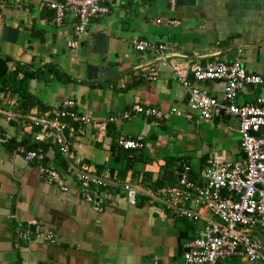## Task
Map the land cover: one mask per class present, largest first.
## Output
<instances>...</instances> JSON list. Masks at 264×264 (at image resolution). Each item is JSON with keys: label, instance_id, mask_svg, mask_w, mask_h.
<instances>
[{"label": "crops", "instance_id": "crops-1", "mask_svg": "<svg viewBox=\"0 0 264 264\" xmlns=\"http://www.w3.org/2000/svg\"><path fill=\"white\" fill-rule=\"evenodd\" d=\"M170 1L116 0L88 26L79 46L70 48L71 16L57 27L41 0H0V58H10L8 72L19 81L21 68L43 72L56 66L70 78L47 82L42 73L33 78L34 93L31 79L33 97L27 105H32L27 109L21 107L20 95L0 86V110L41 117L74 100L76 111L93 123H72L75 170L70 172H64L67 163L55 144L36 142L17 123L4 127L14 140L0 143V264H183L186 243L201 235L211 216L204 209L198 210L197 222L175 216L156 191L176 184L182 164L198 174L214 154L226 161L243 158L237 120L221 115L194 125L171 115L155 121L139 115L124 120L121 114L133 104L185 109L187 94L176 70L187 72L192 64L214 59L239 57L248 71L262 76V84L240 94L238 105L264 97V0H175L172 8ZM168 18L177 19L179 26L157 23ZM134 38L166 43L172 50L161 61L151 52L136 51ZM234 46L241 47L230 49ZM148 66L158 68L156 81L143 76ZM204 86L221 99V84ZM109 117L115 120L108 122ZM98 122H105L104 128H96ZM139 137L143 149L126 151L116 145L117 138ZM18 143L43 148L44 163L66 173L68 190L45 182L35 164L15 153ZM82 166L106 181L97 192L101 210L84 198L75 174ZM126 184L135 193L133 200ZM33 224L52 229L55 242L26 243L15 237L18 229L33 231ZM256 236L264 243L262 231ZM221 264L264 263L236 257Z\"/></svg>", "mask_w": 264, "mask_h": 264}, {"label": "built area", "instance_id": "built-area-1", "mask_svg": "<svg viewBox=\"0 0 264 264\" xmlns=\"http://www.w3.org/2000/svg\"><path fill=\"white\" fill-rule=\"evenodd\" d=\"M115 1L65 0L60 3L58 0H41V3L53 12V23L57 27L63 25L67 16L73 18L74 34L67 40V45L76 48L79 46V38L86 34L94 19L108 12V8L100 3L112 5ZM170 5L172 8L175 0H171ZM162 22L171 27L180 24L173 18L157 20V23ZM131 43L136 51L151 52L161 61H165L166 54L172 50V46L166 43H153L139 38L132 39ZM176 74L187 94L185 109L171 106L168 111H164L155 106L133 104L123 111L121 118L127 120L133 115H139L161 121L171 115L194 125H201L221 115L232 117L237 120L235 131L243 153V158L233 161H226L217 154L212 155L196 179L191 177V167L182 164L176 184L156 191V195L167 203L175 216L197 222L201 218L199 209H204L211 216L206 219L201 235L186 243V250L182 255L183 264H221L224 260L236 257H242L250 263H264V243L256 236L258 230L264 233V97L260 96L247 104L236 103L241 93L249 87L262 84L263 78L248 71L239 57L228 62L214 59L205 64L195 63L189 66L187 72L176 70ZM188 74L193 76L192 81ZM143 76L148 81H156L159 70L155 66H148ZM210 82L221 84V99L209 94L204 85ZM114 120V117L107 119L108 122ZM73 122L93 124L90 118L76 111L74 100L62 102L59 109L45 112L41 117H17L0 110V143L14 140L4 131V127L17 123L36 142L55 144L67 163L64 172H70L74 169L70 142L75 137ZM104 126L105 122L95 123L98 129ZM116 145L126 151L145 147L142 137L117 138ZM15 153L26 163L35 164L45 182L57 185L62 191L68 190L66 173L44 163L43 148H27L18 143ZM75 174L85 190L84 198L93 202L97 210H101L102 200L97 192L106 186V181L88 171L85 166L75 171ZM91 189L95 191L91 193ZM124 189L127 197L133 200L135 193L130 185H124ZM33 226V231L16 230L15 237L26 243L38 239L47 243L55 242L52 229H45L38 224ZM152 264L161 263L155 260Z\"/></svg>", "mask_w": 264, "mask_h": 264}, {"label": "trees", "instance_id": "trees-1", "mask_svg": "<svg viewBox=\"0 0 264 264\" xmlns=\"http://www.w3.org/2000/svg\"><path fill=\"white\" fill-rule=\"evenodd\" d=\"M9 61L10 58L8 57L0 58V86H8L11 88L13 93H17L18 95H20L21 100L24 99V103L21 105L23 109H27L32 105V103H30V105L28 103L29 106L27 105V102H30L33 97V95L28 91V85L30 80L36 78V76H39L42 73L48 75L49 79H47V82H50L53 79L61 78L66 81H70V78L64 72H62L59 67L56 66H49L43 72H29L25 68H21L20 70L23 71V77L19 81H17L15 77L12 76V73L8 72L7 63ZM181 166L179 167L178 172L181 170ZM191 177L192 179H196L197 174L193 173L192 171Z\"/></svg>", "mask_w": 264, "mask_h": 264}, {"label": "water", "instance_id": "water-1", "mask_svg": "<svg viewBox=\"0 0 264 264\" xmlns=\"http://www.w3.org/2000/svg\"><path fill=\"white\" fill-rule=\"evenodd\" d=\"M64 1L65 0H58V2H60V3H64ZM100 5L101 6H105V7H109V5H106V4H102V3H100ZM241 46H234V47H232V48H230V49H236V48H240ZM221 52L219 51V52H214V53H212V54H210L209 55V57H214V56H217V55H219ZM166 57H168V55L166 54ZM159 59V58H158ZM188 78H189V80H193V76L190 74L189 76H188ZM35 83H36V79H33L32 81H31V89H30V92L31 93H34V86H35ZM255 136H258V133H255L254 134ZM35 148L37 147L36 145L34 146Z\"/></svg>", "mask_w": 264, "mask_h": 264}, {"label": "rangeland", "instance_id": "rangeland-1", "mask_svg": "<svg viewBox=\"0 0 264 264\" xmlns=\"http://www.w3.org/2000/svg\"><path fill=\"white\" fill-rule=\"evenodd\" d=\"M223 58V57H222Z\"/></svg>", "mask_w": 264, "mask_h": 264}]
</instances>
